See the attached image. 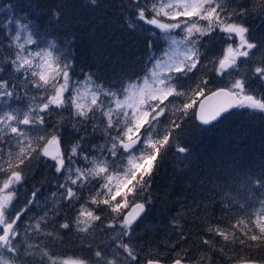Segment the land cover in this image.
I'll use <instances>...</instances> for the list:
<instances>
[{"label":"snow or ice","instance_id":"1","mask_svg":"<svg viewBox=\"0 0 264 264\" xmlns=\"http://www.w3.org/2000/svg\"><path fill=\"white\" fill-rule=\"evenodd\" d=\"M89 3L95 6L97 0ZM233 5L234 0H122L129 31L147 32L150 51L153 37L166 49L149 57L142 75H118L115 83L85 71L73 41L43 32L24 5L0 8L5 12L0 21V264H161L133 237L152 204L160 162L170 151L185 159L189 154L180 142L184 126L193 120L210 126L232 109L264 113V40L253 39L241 22L249 9ZM259 10L264 13V0ZM214 35L226 46L202 67L205 37ZM206 72L226 85L215 87ZM66 119L77 134L67 151L61 135ZM97 134L104 143L86 147ZM40 164L53 174L45 180L51 185L47 195L44 184L28 189L29 173ZM197 180L230 217L224 227L201 220L211 237H201V243L231 264H264L248 255L264 248V165L222 168ZM195 206L206 213L202 203ZM181 219L178 213L171 224L185 240ZM69 233L88 241L91 258L57 254ZM214 237L223 242L219 249ZM171 264H210V259L207 252L193 258L181 250Z\"/></svg>","mask_w":264,"mask_h":264},{"label":"trees","instance_id":"2","mask_svg":"<svg viewBox=\"0 0 264 264\" xmlns=\"http://www.w3.org/2000/svg\"><path fill=\"white\" fill-rule=\"evenodd\" d=\"M8 3L24 5L23 11L39 24L43 32L56 36L61 41L65 38L73 41L83 69L105 82L115 83L114 78L123 74L142 75L146 71L145 65L149 57L152 54L162 55L161 50L166 49L165 44L157 42L153 37L150 51L146 43L149 38L147 32L129 31L125 24L127 13L122 8V0H97L95 6L90 5L89 0H0V8ZM260 3L261 0H234L233 5L242 4L249 9V14L241 22L250 27L252 38L256 40H264V13L259 10ZM27 5H31V8ZM57 12L60 14L59 18L54 15ZM4 18L5 12L0 11V21ZM3 40L4 37L0 35V42ZM225 46L219 35L205 37V47L201 49L205 53L202 67L207 65L212 57L219 56ZM2 51L0 48V52ZM77 71L80 69L77 68ZM204 74L213 77L215 87H223L227 83V80L215 78L211 72ZM55 119L53 117V122ZM61 135L62 147L67 151L77 139V134L72 125L67 123V119ZM180 142L190 150L187 158L170 151L160 162L150 190L152 204L148 210L155 208L157 212H162L154 221V226L160 227L154 235L163 238L166 237L164 233L171 230L167 239L169 245L166 254L157 256L169 263L175 258L177 251H187L193 258L207 252L210 255V264H231L226 255L212 251L201 243V237L211 238L201 227V220L206 223H219L224 227L229 225L230 217L221 210L216 200L211 199V191L199 187L201 180H197V177L205 179L215 175L222 168L252 169L264 165V113L236 109L208 128L202 127L194 120L189 121L181 133ZM102 143L103 139L97 134L95 138L90 137L85 146ZM46 179H53V174L40 164L34 174L29 173L28 189L41 184H44L43 191L50 189L51 185L45 183ZM194 193L200 195L194 197ZM23 194L24 190L20 193L21 204L24 202ZM83 195H88L87 190ZM196 203H202L207 209L206 213L204 208H196ZM178 213L183 216L180 224L185 240L180 239L179 232L174 230L171 224L172 218ZM150 231L145 230L138 238L139 245L144 248L148 246L146 239L152 237ZM216 238L220 241V238L214 237L216 245L222 246L223 242H218ZM70 242H73V245L68 247L73 251L76 250L80 239L69 233L63 237L61 249L65 251V243ZM172 245H176L175 250ZM235 250L239 251L238 245ZM248 255L262 260L264 248L251 251Z\"/></svg>","mask_w":264,"mask_h":264},{"label":"rangeland","instance_id":"3","mask_svg":"<svg viewBox=\"0 0 264 264\" xmlns=\"http://www.w3.org/2000/svg\"><path fill=\"white\" fill-rule=\"evenodd\" d=\"M257 55H258L257 58H260L261 54L258 53ZM43 192H44V195H47L48 189H45V191ZM22 200L24 201V197L22 198ZM19 205H22V204L19 203ZM36 212L38 213L39 210L37 209ZM32 214L33 213H29V215H32ZM161 215H162V212L160 211L157 212L155 208L148 210V213L144 216V219L140 223H138L137 226H135V233H134L133 239L137 244H139V241H138L139 236L142 235V233L144 234L145 230H151L150 232H151L152 237H149L147 239H146L147 235L145 237L147 244H148V246L145 247L146 248L145 250L152 249L155 255L160 254L161 256H164L168 250L167 245H169V241L167 239H168V236L171 230L168 232V229H167L166 232L168 233H164L166 237H163V238H157L158 235L157 236L154 235V232H156L157 228H160L158 227V225L154 226V221L156 220V216H161ZM59 222H62V219L60 217L57 218V223ZM216 240L218 241L217 238ZM104 242L107 244V243H110L111 241L107 237H105ZM218 242H222L221 238H220V241ZM72 243L73 242H70L69 244L65 243L66 244L65 251L61 249V244H60L58 248H56L57 254L63 259H67L69 257H71L72 259L91 258V253L87 250V243H88L87 240L83 242L80 240V243H77L76 250H73V251L69 249L68 247V245L72 246L73 245ZM97 243H99V240H97ZM216 244L217 242L215 243V247L219 248V246H221V245H216ZM90 264H91V261H90Z\"/></svg>","mask_w":264,"mask_h":264},{"label":"water","instance_id":"4","mask_svg":"<svg viewBox=\"0 0 264 264\" xmlns=\"http://www.w3.org/2000/svg\"><path fill=\"white\" fill-rule=\"evenodd\" d=\"M233 110H235V109L230 110L228 113L224 114L221 118H223L224 116H226V115L232 113ZM221 118L218 119L217 121H215L213 124H216L218 121L221 120ZM196 122H197V121H196ZM197 124H199V123L197 122ZM213 124H212V125H213ZM204 127H210V126H204ZM143 217H144V216H143ZM142 219H143V218H142ZM161 264H171V262H169V263H164V262L161 261Z\"/></svg>","mask_w":264,"mask_h":264},{"label":"bare ground","instance_id":"5","mask_svg":"<svg viewBox=\"0 0 264 264\" xmlns=\"http://www.w3.org/2000/svg\"><path fill=\"white\" fill-rule=\"evenodd\" d=\"M235 110H236V109H235ZM230 114H231V113H230ZM228 115H229V114H228ZM226 116H227V115H226ZM224 117H225V116H224ZM221 119H222V118H221ZM218 122H219V121H218ZM196 123H197V122H196ZM199 125H200V124H199ZM213 125H214V124H213ZM201 126H202V125H201ZM210 126H211V125H210ZM202 127H204V126H202ZM206 128H208V127H206ZM146 214H147V213H146ZM146 214H145V215H146ZM145 215H144V216H145ZM143 218H144V217H143Z\"/></svg>","mask_w":264,"mask_h":264},{"label":"flooded vegetation","instance_id":"6","mask_svg":"<svg viewBox=\"0 0 264 264\" xmlns=\"http://www.w3.org/2000/svg\"><path fill=\"white\" fill-rule=\"evenodd\" d=\"M58 248V247H57Z\"/></svg>","mask_w":264,"mask_h":264}]
</instances>
